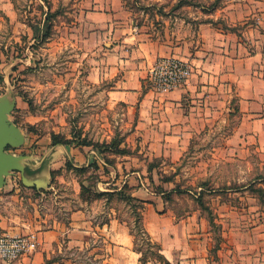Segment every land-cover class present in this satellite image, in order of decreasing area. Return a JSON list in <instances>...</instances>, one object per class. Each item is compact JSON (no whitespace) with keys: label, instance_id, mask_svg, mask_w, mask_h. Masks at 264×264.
I'll return each mask as SVG.
<instances>
[{"label":"rangeland","instance_id":"1","mask_svg":"<svg viewBox=\"0 0 264 264\" xmlns=\"http://www.w3.org/2000/svg\"><path fill=\"white\" fill-rule=\"evenodd\" d=\"M81 1L6 0L8 15L0 11V101L14 103L8 119L24 137L22 146L7 152L25 157L29 180L46 184L28 186L19 171L6 178L0 189V236L37 233L55 221H66L77 197L83 203L98 200L97 185L107 182L110 171L96 163L74 171L62 159L52 173L49 150L52 136H57L93 149L99 163L116 164L119 186L131 181L136 188L148 189L156 201H151L152 209L167 213L175 224L181 222L175 229L207 254L208 264H264V109L239 103L234 86L208 90L209 80L204 78L201 85L206 88L199 101L207 112L194 123L182 156L153 159L137 154L136 143L125 141L132 129L125 124V109L112 108L105 85L88 79L95 66L91 48L98 34L81 29ZM119 1L125 20L148 40L183 42L194 55L201 50L200 59L213 52L201 29L210 24L220 31L219 37L229 33L236 37L233 54L257 55L264 73V0ZM47 16L52 29L45 37L42 23ZM192 64L181 87L198 68ZM210 68L201 69L209 73ZM146 82L156 91L150 75ZM114 138L122 141L120 149L129 157L101 147ZM124 187L129 195L128 184ZM112 198L129 218L137 249L148 258L156 254L155 242L147 239L142 222L136 220L142 204ZM33 261L28 256L12 263L0 259V264H36Z\"/></svg>","mask_w":264,"mask_h":264},{"label":"crops","instance_id":"2","mask_svg":"<svg viewBox=\"0 0 264 264\" xmlns=\"http://www.w3.org/2000/svg\"><path fill=\"white\" fill-rule=\"evenodd\" d=\"M5 3L6 0H0V11L3 9L7 14L4 11L10 8ZM80 12L81 29L98 34L91 48L96 54L95 66L88 79L95 85H105L104 92L112 108L122 106L125 109V124L132 127L125 141L136 143L137 154L153 159L182 156L192 139L194 123L207 112L206 105L200 109L199 101L206 88L201 85L204 78L209 80L208 90L224 87L227 91L234 86L239 103L264 109V73L258 68V56L243 55L240 51L238 55L233 54L237 39L231 33L219 37L218 29L210 24L201 25L213 52H206L197 59L201 50L194 55L187 51L183 42L173 44L146 39L133 22L125 20L126 13L119 0H82ZM162 58L179 59L192 66L194 62L198 68L192 69V79L186 86L159 93L148 86L146 80L157 60ZM205 65L211 67L209 73L202 71ZM96 155L93 149L76 144L51 146L49 169L54 173L53 169L61 165L62 159L74 168H89L94 163L99 168L106 167L110 178L98 184L97 191L113 193L128 184L129 196L144 201L140 214L144 231L160 246V254L168 264H208L207 254L190 245L188 237L177 231L181 222L175 224L167 213L152 209L151 201H156L148 189L136 188L131 181L119 186L116 164L102 161L101 164ZM112 174L115 175L112 177ZM72 204L74 208L67 212L66 221H55L47 229L37 231L40 245L30 256L34 263L141 264L142 252L135 245L129 218L121 207H116L114 198L83 203L77 197ZM146 264L159 263L148 261Z\"/></svg>","mask_w":264,"mask_h":264},{"label":"built area","instance_id":"3","mask_svg":"<svg viewBox=\"0 0 264 264\" xmlns=\"http://www.w3.org/2000/svg\"><path fill=\"white\" fill-rule=\"evenodd\" d=\"M190 65L174 58L157 60L150 71V80L157 92H168L181 87L190 74ZM39 238L34 232L26 235L0 236V259L7 263L31 256L39 248Z\"/></svg>","mask_w":264,"mask_h":264},{"label":"water","instance_id":"4","mask_svg":"<svg viewBox=\"0 0 264 264\" xmlns=\"http://www.w3.org/2000/svg\"><path fill=\"white\" fill-rule=\"evenodd\" d=\"M14 107L13 102L0 101V189L6 185V178L15 171L21 173L24 183L28 186L45 187V182L43 184L39 180L28 179L25 173V157L15 156L7 152L8 149L19 148L24 143V137L19 128L8 119Z\"/></svg>","mask_w":264,"mask_h":264},{"label":"trees","instance_id":"5","mask_svg":"<svg viewBox=\"0 0 264 264\" xmlns=\"http://www.w3.org/2000/svg\"><path fill=\"white\" fill-rule=\"evenodd\" d=\"M50 19H51V16H47L42 23V28L45 31V33H44L45 37L48 36V34L51 32V29H52V24H51ZM33 32H34V30H33ZM121 143H122L121 140L116 142V138H114L110 143L102 144L101 147H104L106 149L105 152L111 153L115 156L116 155H119V156L128 155L129 154L128 151H126L124 149H120ZM67 144H69V142L67 140L63 141V140H60L57 136H52V143H51L52 146L67 145ZM71 169H73V168L71 167ZM84 169H86V168H74L73 170L80 172V171H83ZM148 171H150V168L148 169ZM124 188H122L121 190H119L117 192H113V193L97 192L96 197L98 199L105 198V197L110 199L113 196H116L119 200L125 201L126 203H128L130 205H131V203H135V204L136 203H138V204L142 203V201H139L138 199H135L129 195H126L124 192ZM81 189L83 190V186H81ZM136 220L138 222L141 221V216H140L138 211L136 212ZM144 233L147 235V233L145 231H144ZM147 239L150 242H152L149 235H147ZM153 245L156 248V254H151L149 258L146 257L145 252H143L142 250H139L140 252H142V257L140 259L141 264H146L148 261H155L159 264H168V262H166V260L160 254V246L156 243H153Z\"/></svg>","mask_w":264,"mask_h":264}]
</instances>
